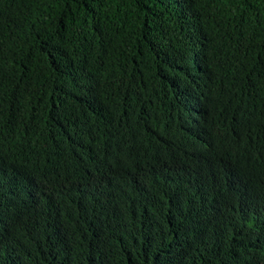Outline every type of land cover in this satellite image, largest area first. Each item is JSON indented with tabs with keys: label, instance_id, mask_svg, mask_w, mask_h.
<instances>
[{
	"label": "trees",
	"instance_id": "trees-1",
	"mask_svg": "<svg viewBox=\"0 0 264 264\" xmlns=\"http://www.w3.org/2000/svg\"><path fill=\"white\" fill-rule=\"evenodd\" d=\"M0 264H264V0H0Z\"/></svg>",
	"mask_w": 264,
	"mask_h": 264
}]
</instances>
